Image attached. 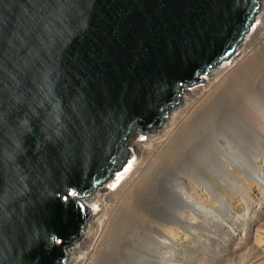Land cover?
<instances>
[{
    "label": "water",
    "instance_id": "obj_1",
    "mask_svg": "<svg viewBox=\"0 0 264 264\" xmlns=\"http://www.w3.org/2000/svg\"><path fill=\"white\" fill-rule=\"evenodd\" d=\"M258 9L0 0V264H65L90 217L79 199L125 165V137L160 128L234 54Z\"/></svg>",
    "mask_w": 264,
    "mask_h": 264
},
{
    "label": "bare ground",
    "instance_id": "obj_2",
    "mask_svg": "<svg viewBox=\"0 0 264 264\" xmlns=\"http://www.w3.org/2000/svg\"><path fill=\"white\" fill-rule=\"evenodd\" d=\"M257 3L252 27L234 54L186 88L160 128L145 139L133 129L123 140L125 165L91 197L79 199L90 217L65 264H200L186 254L200 236L212 234L220 206L241 212L236 193L251 194L257 203L251 215L261 225L247 215L243 228L237 216L229 219L225 236L231 244L220 246L225 254L219 257H238L253 243L256 255L247 264H264V189L241 173L249 169L256 180L264 178V0ZM184 165L218 200L181 172ZM163 248L170 250L164 254Z\"/></svg>",
    "mask_w": 264,
    "mask_h": 264
},
{
    "label": "rangeland",
    "instance_id": "obj_3",
    "mask_svg": "<svg viewBox=\"0 0 264 264\" xmlns=\"http://www.w3.org/2000/svg\"><path fill=\"white\" fill-rule=\"evenodd\" d=\"M256 17V16H255ZM194 87V86H193ZM190 88H192V87H189V88H187V89H190ZM147 134H148V132L144 135V136H142L140 139H145L146 138V136H147ZM261 160H263V159H261L260 158V161ZM264 161V160H263ZM261 163V162H260ZM185 167V168H184ZM182 171V173H184L185 175H187L189 178H190V176H191V179L192 180H196V181H198L199 180V184H201L203 181H202V179L200 178V179H198L199 177L192 171V170H190V168H188V167H186L185 165L184 166H182L181 168H180ZM184 169V170H183ZM189 169V170H188ZM253 171L252 170H249V169H247V170H243V172L241 171V173H242V175H244L247 179H249L248 181H249V183H252L253 184V186H255L256 188H258L260 191H262L263 189H264V178L263 179H259V178H257V180H256V177H254L252 174ZM195 177H197V179L195 178ZM248 183V184H249ZM260 183V184H259ZM247 184V185H248ZM201 185H203V187H204V190L206 189V191L205 192H207L208 191V193H209V195L212 197V198H214V199H216L217 198V200H218V197H214V196H216L215 195V192L212 190V189H210V187L208 186V185H204V183H202ZM251 187H252V185L251 184H249ZM262 185V186H261ZM103 186H104V184H103ZM227 187H229L230 188V191H229V188H227L228 189V191H229V193L230 194H232L233 193V190H232V188L230 187V186H227ZM263 189H262V188ZM172 190V189H171ZM262 192H264V190L262 191ZM93 194V193H92ZM170 194L171 195H173L172 194V191H170ZM174 196V195H173ZM234 196L236 197V198H234V200L236 201V202H238V203H241L242 205H243V209L241 210V212H239V211H234L233 209H230L229 207H227V206H220L219 208H218V210H217V212H218V224H215V226H214V231L212 232V234L211 233H206V234H203L202 236H200L198 239H197V243L196 242H194L195 244V247L197 246V248H195V250L192 252V251H190L188 254H186V255H188L187 256V258H189L190 260H192V261H196V262H198L199 261V263L200 264H203V263H201V262H204V264H247L248 263V261H251V259L252 258H255V248H254V245H253V243H249L248 245H246L245 246V249H244V247H243V250H242V254L240 255V256H236V257H234V258H232V259H221L219 256L222 254L221 252H222V250H220V246H222V245H224V243H225V245H230L231 243H229L230 241L228 240V238H227V236H225V230L227 229L226 227H227V224L230 222L229 221V219H232V218H236V216L238 217L237 219L239 220V222H241L240 224V226H242V227H240V228H243L244 226H245V223H246V218L247 217H250V216H252V220H254V224H255V222L257 223V225H259L260 223H259V219H258V217H257V215L256 214H253V215H251L252 214V209H256V202H254L252 199H253V197L251 196V194L249 193L248 195L246 194H234ZM247 196V197H246ZM172 197V196H171ZM243 197V198H242ZM246 197V198H245ZM259 198H260V195H259ZM64 199H65V197H64ZM249 199V200H248ZM244 201V202H243ZM175 202H176V200H175ZM174 205H175V207L176 208H178V201H177V203H173ZM250 208V209H249ZM231 210V211H230ZM251 212V213H250ZM238 214V215H237ZM246 215H247V217H246ZM214 216H216V215H214ZM241 216V217H240ZM243 216V217H242ZM165 219L167 220V221H172L173 219L172 218H170V217H165ZM242 221H241V220ZM244 219H245V223L243 222L244 221ZM222 223H221V222ZM258 221V222H257ZM225 222V223H224ZM224 224V225H223ZM242 224H244V225H242ZM168 225H170L171 226V224H167V226ZM218 225H220V227L218 226ZM222 225V226H221ZM261 225V224H260ZM226 226V227H225ZM176 227V226H175ZM226 228V229H225ZM221 229V230H220ZM223 229V230H222ZM217 230V231H216ZM219 230V231H218ZM223 231V232H222ZM241 233L242 232H239V235H241ZM207 236V237H206ZM209 237V238H208ZM145 238H147V237H145ZM144 240V239H143ZM146 241H147V239H146ZM59 242V241H58ZM206 242V243H205ZM208 242V243H207ZM251 242H252V240H251ZM217 245H218V247H217ZM204 248H203V247ZM166 248V247H165ZM165 248H163L161 251L165 254L166 252H167V250L169 251L170 249H165ZM208 248V249H207ZM197 250V251H196ZM199 250V251H198ZM214 250V251H213ZM205 254V255H204ZM223 254H225V253H223ZM222 254V255H223ZM253 254H255V255H253ZM254 256V257H253ZM192 257V258H191ZM206 257H208V258H206ZM202 258H203V260H202ZM206 258V259H205ZM188 259V260H189ZM208 259V260H207ZM184 260V259H183ZM198 260V261H197ZM200 260H202L201 262H200ZM164 262H166V260L164 261ZM228 262V263H227ZM167 263V262H166ZM181 264H188L189 262H187V263H183V262H180ZM192 263V262H191ZM167 264H172V263H167ZM179 264V263H178Z\"/></svg>",
    "mask_w": 264,
    "mask_h": 264
},
{
    "label": "snow or ice",
    "instance_id": "obj_4",
    "mask_svg": "<svg viewBox=\"0 0 264 264\" xmlns=\"http://www.w3.org/2000/svg\"><path fill=\"white\" fill-rule=\"evenodd\" d=\"M74 195H76V194L73 193V192H69V193H68V196H74ZM68 196L65 197L66 200L68 199Z\"/></svg>",
    "mask_w": 264,
    "mask_h": 264
}]
</instances>
